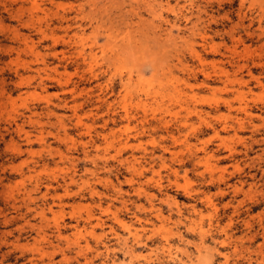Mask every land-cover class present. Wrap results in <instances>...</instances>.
<instances>
[{"label":"clouds","instance_id":"obj_1","mask_svg":"<svg viewBox=\"0 0 264 264\" xmlns=\"http://www.w3.org/2000/svg\"><path fill=\"white\" fill-rule=\"evenodd\" d=\"M41 7L49 18L46 35H56L58 18L55 27L66 37L84 39L73 41L74 51L95 79L50 84L62 82L70 67L77 75L80 69L56 64L59 53L44 45L43 63L21 56L12 78L0 77V264H264V0H46ZM23 23L0 17V28L35 42ZM166 33L187 38L175 42L186 55L164 68L179 82L182 102L161 105L167 112L144 130L159 154L137 156L124 141L133 148L125 157L109 133L150 120L132 105L156 108L159 99L133 95L122 111L127 73H116L89 44L127 34L158 51L162 41L155 37ZM199 36L206 37L204 51ZM211 45L216 55H205ZM210 64L227 73L231 95L202 77ZM212 90L221 105L187 99ZM7 97L19 99L9 106ZM165 118L169 128L161 127ZM173 138L187 151L183 158ZM189 161L192 167H176ZM173 175L186 178L187 200L168 191L180 183ZM126 182L131 187L123 191Z\"/></svg>","mask_w":264,"mask_h":264},{"label":"rangeland","instance_id":"obj_2","mask_svg":"<svg viewBox=\"0 0 264 264\" xmlns=\"http://www.w3.org/2000/svg\"><path fill=\"white\" fill-rule=\"evenodd\" d=\"M46 0H0V17L5 18L7 24H16L21 26V20L24 21L22 29L25 32H29L38 39L33 42L29 40L28 36L19 35L15 28H0V77L12 78L13 69L16 68L20 63V57L26 56L33 60L34 64L43 63L41 58V51L39 50L40 45L45 47L50 46L52 49H55L59 55L60 59L56 60V64H65V65H78L79 74L77 75L76 68L70 67L68 71L63 73L62 82L61 81H49L50 84H55L57 88L71 87L74 82H85V77L88 79H95L91 75V67L85 68L82 63V57L80 53L74 51L75 45L73 44L74 40H79L80 43H84V39L81 37H73L72 33L69 32L68 36L64 35V30L55 27L60 23L59 19H53V31L56 35H46L48 31V16L45 14V10L41 7ZM227 4V0H224ZM7 5V6H6ZM219 6V5H217ZM71 9L72 5H68ZM71 15L72 13L69 12ZM97 34L99 30H96ZM127 34L116 38L114 36H109L106 39V42L101 45H96L94 43L89 44V48H98L101 56H103L106 61L116 69V73L123 75L127 73V80L122 81L124 96L121 98V103L123 105L122 111H124L129 105L127 101L133 95L139 96L141 94L147 99L149 95L151 96L153 102L159 99V104L156 108H149L147 104H142L140 101H137L135 105H132L136 111L148 114L151 116L150 120L142 121L139 126L133 127L136 125V121H132V125L125 124L124 127L117 128L114 131L109 133L110 137L117 138L116 142L120 144V149H117L119 152L123 150L125 157L129 156V153L135 150L136 155L138 156L141 151L144 150H154L156 154H159V149L155 147L153 141L149 140L148 137L144 134V130L148 124L155 125L159 123L157 120L158 114L162 111L167 112L166 108H161V105L167 103L169 107L172 105L181 104V97L183 93L178 88V81L174 76L171 75L170 71L165 72L164 68H171V65L168 61L176 59L177 61L181 56L186 55L185 52L175 47V42L179 40H186L185 37H175L173 38L169 34H165L163 38L155 37L157 41H162L158 45V51H153L150 46L147 44H140L139 42H133L131 40H126ZM94 39V37H93ZM200 41L198 47L201 51H204L203 41L206 39L205 36L196 37ZM17 43L19 47L16 49H8ZM165 45H170L165 47ZM216 45H211L208 48L207 52H204L205 55H216L215 51ZM6 50V51H5ZM227 50V49H225ZM248 50H244V54H247ZM66 53H71L70 55ZM13 54H15L16 59H12ZM7 57L4 61L3 58ZM94 60L95 57H92ZM197 62L201 64V67H204L203 61L196 58ZM211 68V73L201 72L202 77L205 80L214 79L218 84H222L223 91L225 95H231L227 91L228 81L227 73L218 69L215 64L207 65ZM23 71V69H20ZM71 73V74H69ZM115 74V73H114ZM133 76L135 79L133 80ZM99 91V89H98ZM213 94L210 96H190L187 99H190L194 104L202 107H211L213 104L221 105L223 102L216 98L215 90H212ZM5 96L0 95V100H4ZM17 99H12L7 97V102L9 106H14L17 103ZM34 100H47L48 97H33ZM226 110V107L223 109ZM180 111H184L183 108ZM191 116L198 115V113H189ZM169 117H175L176 113H168ZM217 119H223V117H217ZM162 128H169L170 123L167 118L165 122L161 124ZM264 135V133H261ZM123 137V140L119 138ZM124 141H129L132 143L133 148H129L128 143L125 144ZM137 141H142V143H137ZM100 143V141H97ZM172 145L177 149L176 156L183 158L187 155V151H179L183 147L182 144L177 143L175 138L172 139ZM210 147H213L210 145ZM2 151V150H0ZM202 154V153H201ZM166 156L171 158L172 153H166ZM192 163L186 162L183 165H176L178 169L182 167H192ZM231 171V170H230ZM132 172H136V169L133 168ZM155 173H145L147 176H152ZM127 171L124 172V176H128ZM123 178V177H122ZM173 179L180 181L172 185L168 191L182 192L181 201L188 199L187 192V181L184 176H175ZM99 187V184H97ZM131 185L125 183L123 185V191H128ZM158 187L154 186L152 191H157ZM135 198V197H134ZM143 202V201H142ZM172 204H175V201H169ZM203 207V204H201ZM164 216H167L166 206L165 211L163 212ZM175 217H173L174 219ZM159 223V222H157Z\"/></svg>","mask_w":264,"mask_h":264},{"label":"bare ground","instance_id":"obj_3","mask_svg":"<svg viewBox=\"0 0 264 264\" xmlns=\"http://www.w3.org/2000/svg\"><path fill=\"white\" fill-rule=\"evenodd\" d=\"M126 144V143H125ZM170 203V202H169ZM156 219V222H159L160 223V219L159 218H154Z\"/></svg>","mask_w":264,"mask_h":264}]
</instances>
